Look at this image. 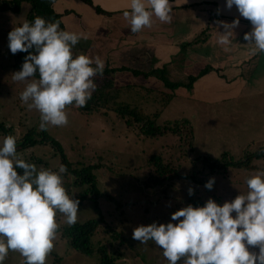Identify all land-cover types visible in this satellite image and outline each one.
Listing matches in <instances>:
<instances>
[{
    "label": "rangeland",
    "instance_id": "374dc122",
    "mask_svg": "<svg viewBox=\"0 0 264 264\" xmlns=\"http://www.w3.org/2000/svg\"><path fill=\"white\" fill-rule=\"evenodd\" d=\"M11 3L19 11L4 10L5 6L12 8ZM30 11L31 5L24 0H0V136L11 134L21 145L41 141L46 134L61 146L74 168L97 167L92 173L99 191L95 195L90 185H75V175L66 169L64 187L79 200L77 220L69 226L57 213L58 229L45 264H102V253L115 264H167L159 247L152 241L141 244L133 240L132 230L153 221L167 223L174 211L188 204L202 206L208 198L221 204L231 200L247 191L245 181L250 174L264 170V155L252 160L254 170L235 166L249 164L250 158L264 150V66L253 76L263 88L245 89L237 100L226 93L205 94L189 87L155 92L136 86L123 88L108 80L96 82L106 91L104 99L89 100L80 109L68 105L66 125L41 131L39 113L19 100L24 82L14 81L11 75L20 70L27 53L13 55L7 47L8 32L28 20ZM85 43L78 42L73 54H81ZM160 93L174 95L166 108ZM122 104L143 110L161 129L175 126L177 132L142 136L138 127H128L121 120L116 108ZM33 147L18 155L37 167H65L56 145L46 142ZM151 158L170 165L179 178L153 186L150 178L156 175ZM231 163L235 165L226 167ZM210 177H215V183L208 190L204 184ZM189 187L193 188L191 196ZM91 221L99 222V227L89 239L90 252L73 248L65 231ZM249 251L258 252V247L251 246ZM23 262L13 251L3 264Z\"/></svg>",
    "mask_w": 264,
    "mask_h": 264
},
{
    "label": "clouds",
    "instance_id": "9594fccd",
    "mask_svg": "<svg viewBox=\"0 0 264 264\" xmlns=\"http://www.w3.org/2000/svg\"><path fill=\"white\" fill-rule=\"evenodd\" d=\"M173 4L128 0L123 16L130 31L137 33L151 27L153 18L170 22ZM233 6L251 24L243 36L246 45L264 53V0H225L227 9ZM218 23L224 31H219L217 43L228 46L239 18ZM86 38L40 16L8 32L10 53H27L20 70L11 75L24 82L19 100L39 113L38 130L66 125V107H83L91 99L97 87L94 77L103 74L105 61L73 54L72 48ZM66 171L63 165L53 170L26 162L17 153L15 136H0V264L13 251L24 258L23 264H45L58 229L57 213L69 226L76 222L79 200L64 187ZM214 183L215 177H210L204 188L211 190ZM245 183L246 192L222 204L208 198L202 206L188 204L174 211L167 223L136 226L132 239L152 241L167 264H264V170L250 174ZM187 191L193 194L192 187ZM251 246L258 252L249 251Z\"/></svg>",
    "mask_w": 264,
    "mask_h": 264
},
{
    "label": "crops",
    "instance_id": "0c3cea01",
    "mask_svg": "<svg viewBox=\"0 0 264 264\" xmlns=\"http://www.w3.org/2000/svg\"><path fill=\"white\" fill-rule=\"evenodd\" d=\"M173 3L170 22L161 23L153 18L151 27L137 33L130 31L123 16L128 0H57L53 10L60 16V28L87 37L79 41L86 42L81 45L82 53L100 56L105 61L104 69L111 71L105 77H94L95 83L108 80L123 88L136 86L159 92L169 89L161 75L171 84L183 85L179 88L184 90L189 89L194 77L197 80L190 89H200L205 94L226 93L236 100L245 89L263 88L253 76L264 66V53L254 52L251 45H246L243 36L251 30V24L239 17L235 6L227 9L225 0H173ZM210 12L216 13L215 19ZM237 18L239 24L233 30L232 43L219 45V31L224 29L218 22L230 23ZM205 69L208 73L201 75ZM23 143L16 144L17 153L34 149L22 146Z\"/></svg>",
    "mask_w": 264,
    "mask_h": 264
},
{
    "label": "trees",
    "instance_id": "16d2710c",
    "mask_svg": "<svg viewBox=\"0 0 264 264\" xmlns=\"http://www.w3.org/2000/svg\"><path fill=\"white\" fill-rule=\"evenodd\" d=\"M55 1L57 0H24V2H27L31 5V11L28 16V20L31 21L34 16H40V17H43L45 20L59 21L60 27H62L60 16H58L53 10V4L55 3ZM10 6L12 7L13 3H11ZM5 9H12L14 11H19L20 8L18 5H16L14 9L13 7L9 8L8 6H5L4 10ZM97 10L99 12H102L101 9H97ZM206 73H208V69H205V71L202 72L201 75H205ZM110 74H111V71L106 68L104 69L103 74L99 76H106ZM160 79L171 90H175L183 86L180 84L169 83L162 75L160 76ZM196 80L197 78L191 77V84L188 87L190 88ZM159 95L163 102L164 108H166L168 104L174 98L172 94L160 93ZM105 97H106V91L102 88L96 87L90 100L100 101L104 99ZM86 103L89 104L91 103V101L88 100ZM80 108L78 107V109ZM116 111L118 112L121 120L124 123H126L128 127H133V126L138 127L142 136L155 137L157 135L166 133L167 131L177 132V130L174 129L175 126L161 129V127L158 126L156 122H154L153 117L148 116L143 110L139 108H130V107H127L125 104H122L116 108ZM0 127L2 128L3 125L0 124ZM46 142L47 143L51 142L53 146L56 145L57 146L56 151H60L62 153V159H63V163L66 169L75 175V179H76L75 185L88 184L91 186L92 194L98 195L99 191L96 187V182H95L96 177L92 173L93 170H95L97 167L88 166V167H83V168H74L75 164H69L66 161L64 152L60 148L61 146L55 140L51 139L46 134H43V139L41 141H36V140L25 141L23 143V146L33 147L38 144H42ZM263 155H264V150L261 151L260 154H256L253 156V158H250L248 160L249 164H247L246 162L237 163V165H235L234 163H231V164H227L226 167H231L235 165V166H239V168L245 167L246 169H253V166L251 165L252 160L260 159L261 156ZM153 160L154 159L151 158L150 165L154 168L155 175L157 176V177L152 176L150 178L151 182L153 183V186H159V184H162L163 182H172L174 178H179V175L175 172V170L171 168L170 165H165L160 161L156 162ZM98 227H99V222L91 221V222H87L82 225H74L65 232H66L67 239L69 238L68 241L73 248L84 250L89 253L90 252L89 239L97 231ZM113 260L114 259H110L109 256L102 253V260H101L102 264H115Z\"/></svg>",
    "mask_w": 264,
    "mask_h": 264
},
{
    "label": "built area",
    "instance_id": "2783aa9c",
    "mask_svg": "<svg viewBox=\"0 0 264 264\" xmlns=\"http://www.w3.org/2000/svg\"><path fill=\"white\" fill-rule=\"evenodd\" d=\"M209 15H210V17L213 18V19H215V17H216V13H215V12H210Z\"/></svg>",
    "mask_w": 264,
    "mask_h": 264
}]
</instances>
